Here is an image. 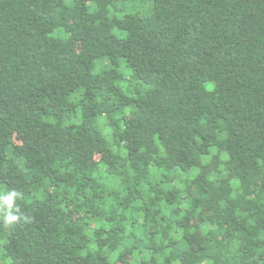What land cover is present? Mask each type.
Returning a JSON list of instances; mask_svg holds the SVG:
<instances>
[{
	"label": "trees",
	"instance_id": "1",
	"mask_svg": "<svg viewBox=\"0 0 264 264\" xmlns=\"http://www.w3.org/2000/svg\"><path fill=\"white\" fill-rule=\"evenodd\" d=\"M0 264H264V0H0Z\"/></svg>",
	"mask_w": 264,
	"mask_h": 264
},
{
	"label": "clouds",
	"instance_id": "2",
	"mask_svg": "<svg viewBox=\"0 0 264 264\" xmlns=\"http://www.w3.org/2000/svg\"><path fill=\"white\" fill-rule=\"evenodd\" d=\"M18 193L16 191H0V209L4 211L3 221L7 225H12L22 216L17 215L19 208L16 205Z\"/></svg>",
	"mask_w": 264,
	"mask_h": 264
}]
</instances>
